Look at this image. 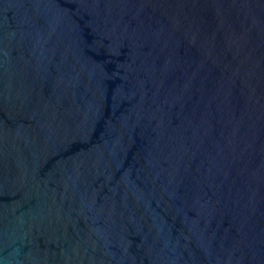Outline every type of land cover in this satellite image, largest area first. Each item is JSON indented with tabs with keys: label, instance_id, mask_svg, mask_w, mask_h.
Listing matches in <instances>:
<instances>
[{
	"label": "water",
	"instance_id": "obj_1",
	"mask_svg": "<svg viewBox=\"0 0 264 264\" xmlns=\"http://www.w3.org/2000/svg\"><path fill=\"white\" fill-rule=\"evenodd\" d=\"M0 264H264V0H0Z\"/></svg>",
	"mask_w": 264,
	"mask_h": 264
}]
</instances>
